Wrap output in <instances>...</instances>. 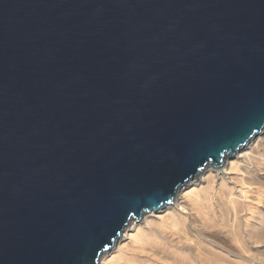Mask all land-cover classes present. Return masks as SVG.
Here are the masks:
<instances>
[{"label": "water", "instance_id": "95a60500", "mask_svg": "<svg viewBox=\"0 0 264 264\" xmlns=\"http://www.w3.org/2000/svg\"><path fill=\"white\" fill-rule=\"evenodd\" d=\"M264 128V0H0V264H97Z\"/></svg>", "mask_w": 264, "mask_h": 264}, {"label": "bare ground", "instance_id": "6f19581e", "mask_svg": "<svg viewBox=\"0 0 264 264\" xmlns=\"http://www.w3.org/2000/svg\"><path fill=\"white\" fill-rule=\"evenodd\" d=\"M223 161L131 219L97 264H264V128Z\"/></svg>", "mask_w": 264, "mask_h": 264}, {"label": "rangeland", "instance_id": "374dc122", "mask_svg": "<svg viewBox=\"0 0 264 264\" xmlns=\"http://www.w3.org/2000/svg\"><path fill=\"white\" fill-rule=\"evenodd\" d=\"M226 161V160H225ZM225 161H224V163H225ZM213 191V189H211V192Z\"/></svg>", "mask_w": 264, "mask_h": 264}]
</instances>
